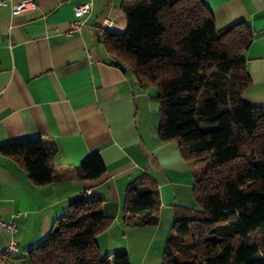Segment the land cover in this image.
Listing matches in <instances>:
<instances>
[{"label":"crops","instance_id":"crops-1","mask_svg":"<svg viewBox=\"0 0 264 264\" xmlns=\"http://www.w3.org/2000/svg\"><path fill=\"white\" fill-rule=\"evenodd\" d=\"M87 1L92 9L84 25L67 34L74 7ZM201 1L218 29L241 20L253 30L244 52L251 83L243 99L264 104V0ZM35 2V10L13 16L10 0H0V144L31 137L52 143L47 166L54 178L35 184L15 158L0 153V218L17 226V251L6 255V264H28L27 250L43 241L53 221L66 213L68 199L82 192L100 196L111 218L94 237L102 255L124 250L130 264L137 253L136 264L151 252L161 258L169 225L196 207L193 178L201 167L183 159L176 141L158 137L153 86L139 85L103 43L105 30L126 27L121 0ZM92 152L99 153L105 170L81 179L77 168ZM140 174L158 192L155 225L121 216L126 187ZM9 238L0 233V249Z\"/></svg>","mask_w":264,"mask_h":264},{"label":"trees","instance_id":"trees-1","mask_svg":"<svg viewBox=\"0 0 264 264\" xmlns=\"http://www.w3.org/2000/svg\"><path fill=\"white\" fill-rule=\"evenodd\" d=\"M126 27L105 30L116 64L156 89L161 140H174L183 159L201 167L193 178L196 207L176 217L160 264H264V104L243 99L251 81L244 52L254 32L244 21L218 29L201 0H121ZM55 147L38 137L0 144L35 184L52 182ZM105 170L98 152L79 164L81 179ZM100 196L68 199L46 237L27 250L28 264H130L126 251L102 255L94 237L105 230ZM158 192L146 174L125 190L121 216L155 225Z\"/></svg>","mask_w":264,"mask_h":264},{"label":"built area","instance_id":"built-area-1","mask_svg":"<svg viewBox=\"0 0 264 264\" xmlns=\"http://www.w3.org/2000/svg\"><path fill=\"white\" fill-rule=\"evenodd\" d=\"M11 2V14L13 16L20 15L22 13H27L33 11L37 8L35 0H10ZM92 2L87 1L80 4H77L74 7V13L76 18L68 23L66 30L67 34H72L74 32L80 31L82 25L86 21V16L91 12ZM111 21L107 20L106 25H110ZM19 213H16L18 215ZM17 229L16 224L13 221H5L0 218V233L6 231L9 235L8 244L0 249V264H6L5 257L9 253L17 251V246L13 239V234Z\"/></svg>","mask_w":264,"mask_h":264},{"label":"rangeland","instance_id":"rangeland-1","mask_svg":"<svg viewBox=\"0 0 264 264\" xmlns=\"http://www.w3.org/2000/svg\"><path fill=\"white\" fill-rule=\"evenodd\" d=\"M151 91H152L153 98H154L156 95V90H154V88L151 87ZM168 228L170 229V225ZM169 229H168V232H169ZM156 250L157 249H155L154 251H156ZM162 254H163V252H162ZM140 255H141L140 253H137V255L131 257L133 264H136V259H139ZM158 261H160V263H161L162 255H161V258H160V256H159V258H157V257H155V252H151V253H149V255H146L142 258L140 264H157Z\"/></svg>","mask_w":264,"mask_h":264}]
</instances>
